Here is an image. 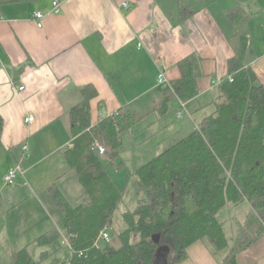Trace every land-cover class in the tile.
<instances>
[{
    "label": "crops",
    "instance_id": "1",
    "mask_svg": "<svg viewBox=\"0 0 264 264\" xmlns=\"http://www.w3.org/2000/svg\"><path fill=\"white\" fill-rule=\"evenodd\" d=\"M53 1L0 6V264H13V252L53 229L70 247L52 192L59 190L75 208L86 197L65 157L74 141L69 113L81 103L84 87L98 93L90 103L93 127L129 104L146 114L181 79L179 63L197 55L199 94L184 105L174 102L186 106L192 118L203 110L211 113L210 96L219 94L229 76V60L243 34L249 40L246 65L264 87V0H65L59 14L52 12ZM185 5L195 8L187 19L179 16ZM236 6L247 13L238 27L227 16ZM249 9L256 25H249ZM38 12L45 15L42 27ZM29 117L32 123L26 122ZM18 166L14 183L6 185L5 176ZM111 247L119 249L121 241ZM228 252L199 241L179 264H224ZM235 264H264V237L237 253Z\"/></svg>",
    "mask_w": 264,
    "mask_h": 264
},
{
    "label": "trees",
    "instance_id": "2",
    "mask_svg": "<svg viewBox=\"0 0 264 264\" xmlns=\"http://www.w3.org/2000/svg\"><path fill=\"white\" fill-rule=\"evenodd\" d=\"M37 1L0 0V6ZM191 11L195 8L185 5L179 16L187 19ZM227 16L235 27L247 19L238 6ZM248 43L247 34L239 37L236 55L228 63L229 76L221 81L219 94L210 96L215 110L188 136L132 169L124 188L109 173L111 167L123 171L129 166L126 161L113 163L123 153L122 134H131L150 114L166 119L175 99L184 105L197 97L201 59L192 55L179 63L181 79L153 101L148 113L125 105L98 127L92 126L90 106L97 90L82 89L81 103L69 113L74 141L65 157L85 188V200L72 207L52 187L70 244V255L60 264H155V235L172 249L171 264L185 260L187 249L199 241L218 252L229 249L224 264H235L237 253L264 237V87L246 65ZM3 127L0 115V140ZM98 144L110 153L101 155ZM103 157L111 162L106 164ZM229 210L231 217L226 218L223 213ZM106 227L110 238L121 241L119 249H104L98 242ZM60 238L53 229L31 245L53 246ZM31 245L12 253L13 264H37ZM48 255L42 254L44 259Z\"/></svg>",
    "mask_w": 264,
    "mask_h": 264
},
{
    "label": "rangeland",
    "instance_id": "3",
    "mask_svg": "<svg viewBox=\"0 0 264 264\" xmlns=\"http://www.w3.org/2000/svg\"><path fill=\"white\" fill-rule=\"evenodd\" d=\"M183 1L195 4V1L197 0H180L179 2ZM199 2H202V0H199ZM174 4L178 5L179 3L176 1ZM250 10L251 9H249V14ZM253 23L256 25L257 20L254 19V15L251 13L249 25L251 26ZM180 111L183 113L182 116L179 115ZM206 114H208V112L203 110L201 112L194 113L192 118V113L187 111L186 106L182 108L174 102L172 104V110L169 113L167 119L157 122L155 118L156 116H153L152 118H148L142 122H139L134 127V130L131 134L123 133V153L119 158H117V160H115V165L120 164L121 161H126L129 166L123 171H116L113 168L109 169V173L116 184L120 188H124L127 184L128 177L132 169L136 170L146 161L163 152V150L171 144H174L182 138L188 136L191 132H193L195 124L199 122ZM105 148L107 150L105 154H109V148L107 146H105ZM109 161V157H106L104 160L106 164H108ZM129 191H132L131 188ZM224 214L226 215V218H230L231 210H229V213L225 211L223 215ZM115 241H119L118 237L112 236L108 242H102L101 245L105 249L110 248ZM43 252L49 253L46 259H44L42 256ZM31 253L37 264H60L64 261V258L70 254V247L66 241L61 239L53 246L47 247L45 249L39 246H33ZM172 254L173 253L170 252L166 257L167 261L169 260V264H171L173 260Z\"/></svg>",
    "mask_w": 264,
    "mask_h": 264
},
{
    "label": "built area",
    "instance_id": "4",
    "mask_svg": "<svg viewBox=\"0 0 264 264\" xmlns=\"http://www.w3.org/2000/svg\"><path fill=\"white\" fill-rule=\"evenodd\" d=\"M63 2H65V0H54L53 1V10L52 12L54 14H59L61 12V8H62V5H63ZM35 18L40 21L39 23V27H42V21L44 20L45 18V15L43 13H36L35 15ZM158 80L160 83H164L165 81V77H164V74H160L159 77H158ZM21 90H23V88H20ZM180 116L183 115L182 111H180L179 113ZM34 121V117H29L26 119V122L27 123H32ZM97 149L98 151L100 152L101 155H105L106 153V148L105 146H102V145H97ZM22 168L21 166H18L16 167L15 169H12L9 171V173L5 176L4 178V182L6 185H12L17 177V172L18 171H21ZM110 240V228L109 227H106V229L101 233L100 237H99V240L98 242L99 243H104V242H108Z\"/></svg>",
    "mask_w": 264,
    "mask_h": 264
},
{
    "label": "water",
    "instance_id": "5",
    "mask_svg": "<svg viewBox=\"0 0 264 264\" xmlns=\"http://www.w3.org/2000/svg\"><path fill=\"white\" fill-rule=\"evenodd\" d=\"M153 241L158 246L155 264H157L158 257H159V255L163 254V251L165 252V255L163 256V261L160 262V263L161 264H168V261H167L166 257H167V254L171 252L170 247H168V246H160V244H161V236L160 235H155L153 237Z\"/></svg>",
    "mask_w": 264,
    "mask_h": 264
},
{
    "label": "flooded vegetation",
    "instance_id": "6",
    "mask_svg": "<svg viewBox=\"0 0 264 264\" xmlns=\"http://www.w3.org/2000/svg\"><path fill=\"white\" fill-rule=\"evenodd\" d=\"M165 255V252L163 251V254L159 255L157 264H161L160 262L163 261V256Z\"/></svg>",
    "mask_w": 264,
    "mask_h": 264
}]
</instances>
